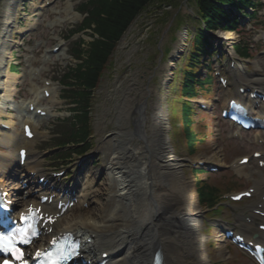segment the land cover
I'll return each mask as SVG.
<instances>
[{
    "label": "bare ground",
    "instance_id": "bare-ground-1",
    "mask_svg": "<svg viewBox=\"0 0 264 264\" xmlns=\"http://www.w3.org/2000/svg\"><path fill=\"white\" fill-rule=\"evenodd\" d=\"M16 3V0H8L6 8L3 7L0 12V77L3 74L7 76L8 86L24 80L23 75L16 73V79L15 74L10 77L8 72L4 73L7 66L6 58L12 54L9 38L13 32V12ZM182 46V43L175 45L176 49ZM256 68L264 69V64L256 63ZM250 80L261 82L264 75L253 74ZM8 86L5 88L6 91L10 90ZM127 101L128 99L124 101L121 116L114 123L109 140L106 139L109 147L104 161L107 174L104 189L108 187L105 192L108 202L96 214L90 210L67 214L61 219L60 226L80 227L84 233L92 234L96 238L94 241L97 240L93 242V247L111 244L116 248L123 246L124 241L115 244L112 239L123 234L124 229L129 245H125L124 253L118 254L116 251L119 258L123 259V264H145L144 261L149 259V254L146 257V251L150 241H157L160 244L165 254L164 264H187L185 258L188 254L196 257L193 264H208V256L202 246L204 238L199 232V220L196 217L198 204L195 189L182 170L183 160L174 153L169 142L162 103L151 99L148 100L150 104L138 101L129 108ZM134 119L138 122L141 131L139 135L143 140L142 143L136 141L137 146L135 143L127 142L122 136H127L124 126L128 128ZM119 123H122V127L118 126ZM14 136L15 133L0 131V137L8 144H11ZM14 165L13 153L0 154L2 177ZM151 210L166 214L165 220L170 222L168 225L178 224L172 233L163 231V228L156 233L153 229L152 240L144 243L142 241L147 239L139 240L138 230L146 226L148 219L150 220L148 223H154L156 228V224H159L157 222L159 216L157 220L147 217Z\"/></svg>",
    "mask_w": 264,
    "mask_h": 264
},
{
    "label": "rangeland",
    "instance_id": "rangeland-1",
    "mask_svg": "<svg viewBox=\"0 0 264 264\" xmlns=\"http://www.w3.org/2000/svg\"><path fill=\"white\" fill-rule=\"evenodd\" d=\"M146 12L142 13L141 15L138 16L137 21L138 20H145L146 19ZM165 25V24H164ZM163 25V26H164ZM138 23L134 24V27H137ZM140 32V31H139ZM138 32L136 30H131V28L128 29V31L125 33V35L123 36L122 40H121V44L119 46V51L116 53V56L114 58L115 62L117 61L115 68L113 70H109L107 72V77L103 82L102 87L109 81V80H117V77L120 79V81H122V85H126L130 86L132 85V82H135V84L137 83L139 86L137 87L136 90H139L141 93L137 92L135 89V91L131 94L132 96L135 97L136 94H142V91H144L147 87H151V82H153V79H147L148 77V73L152 72V68H145L143 62L146 59V57H148V55L146 56L145 53H140L133 61H136V63L134 64V62H132L126 69H125V64L123 63V58H124V54H126L127 52H130L132 54V50L136 51L139 48V43L142 42L141 38L135 36L137 35ZM171 36H173L172 32L170 33ZM133 37H137V39L132 40ZM154 39H159L161 37V33L159 32H155L153 34ZM123 56V57H122ZM125 59H127V56H125ZM129 62L130 60L127 59ZM254 60H261V58H259V55H255L254 56ZM150 62L147 63V65ZM153 64L157 67V64H155V60H153ZM146 65V67H147ZM155 67V68H156ZM117 68H123L124 71H116ZM155 70V69H154ZM153 70V71H154ZM251 71H253V68L250 69ZM139 75H142L140 78ZM147 79V80H145ZM150 82V83H149ZM143 85V86H142ZM102 106L101 102L98 101L97 102V109L102 111ZM118 110H115L113 108L110 107H106V112H104V114H102L103 112H95L94 116H92V123L94 125H97L98 122H103V121H107L106 124H108L109 128L112 129V122H114L116 115L118 113ZM106 115V116H105ZM171 115L175 116V107L173 105H171ZM170 142L173 146V150L174 153L180 156H185V152L184 150L179 147V143L173 142V139L170 138ZM211 145L214 146H218L216 151H213L211 154H217L220 155V151L219 148L220 146H222L224 143L223 142H219L216 143L215 141H211L210 142ZM249 145V142L244 140V144L241 145V143H239L237 141V144L235 146H237L236 148H234L232 150V154L237 153V152H241V150H243V152L249 151L247 150ZM228 147V146H227ZM205 147H202L201 151H204ZM203 156V154H201ZM221 157V156H220ZM185 172H187V170L185 169ZM200 230L203 231L202 229V225L200 224ZM208 242H206L207 244ZM211 249L212 252L213 251V247L210 246L209 247ZM220 248L222 249V246L220 245ZM226 250H220L218 251V253H212L211 256H209L210 258H215V261L218 260L220 257H226ZM194 261H196V258L194 257L193 254H189L186 258V262L188 264H193ZM214 261V260H213ZM237 262H242L244 264H248L247 261L243 258H240L237 260L235 258V256H233L232 259V263L235 264Z\"/></svg>",
    "mask_w": 264,
    "mask_h": 264
},
{
    "label": "trees",
    "instance_id": "trees-1",
    "mask_svg": "<svg viewBox=\"0 0 264 264\" xmlns=\"http://www.w3.org/2000/svg\"><path fill=\"white\" fill-rule=\"evenodd\" d=\"M150 1L99 0L93 17L98 24L97 31L100 33L102 39L97 40L93 44L89 55V64L87 63V67L80 72V79L83 82H91L89 79H95L102 62L110 52L115 40L126 28L134 15Z\"/></svg>",
    "mask_w": 264,
    "mask_h": 264
},
{
    "label": "snow or ice",
    "instance_id": "snow-or-ice-1",
    "mask_svg": "<svg viewBox=\"0 0 264 264\" xmlns=\"http://www.w3.org/2000/svg\"><path fill=\"white\" fill-rule=\"evenodd\" d=\"M6 239L7 238L0 235V250L9 251V246L5 243ZM17 258H19V257H17ZM5 264H7V262H5Z\"/></svg>",
    "mask_w": 264,
    "mask_h": 264
}]
</instances>
